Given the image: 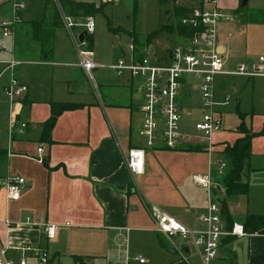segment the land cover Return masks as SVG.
I'll list each match as a JSON object with an SVG mask.
<instances>
[{"label": "crops", "instance_id": "obj_1", "mask_svg": "<svg viewBox=\"0 0 264 264\" xmlns=\"http://www.w3.org/2000/svg\"><path fill=\"white\" fill-rule=\"evenodd\" d=\"M26 1L28 4L24 1V9L28 5V11L21 13L22 22L15 25L10 42L0 43V58L13 55L22 61L17 68V77L28 87L25 97L12 103L0 91V177L13 175L26 179L17 201L8 200L5 192L0 191L3 198L0 243L17 246L30 242L44 246L40 225L50 222L57 225L60 245L64 240L65 248L80 255L98 253L113 264H116L117 257L124 256L126 251L131 252L129 241L131 244L132 236L139 233H152L159 249L166 248L169 253H175L168 241L154 230L155 219L149 211L156 207L189 227H197L207 194L204 188L193 185L192 175L209 171L211 152L183 148L192 139L184 141L175 150L147 146L137 133L140 97L133 81L127 77H115L114 73L108 76L103 67H98L94 73L99 82H94V89L78 65L71 41L66 36H57L63 26L53 32L52 58L42 59L38 43L25 38L26 33L20 35L22 30L18 26L48 18L52 7L50 0ZM76 1L92 2L96 6L104 4L103 7L115 3L114 0ZM228 3L234 9L238 5L237 0H218V5L224 9ZM37 4L41 10L31 12V6ZM12 11V0H0V21L9 19ZM217 43L218 51L228 60L231 51L228 38L217 34ZM131 45L132 42L128 53ZM150 47L156 53L155 47ZM94 60L103 65L95 54ZM193 101L186 113L197 110L196 99ZM51 102L80 104L81 107L62 112L46 140L42 137V130L43 123L50 116ZM22 122L26 124L24 129L20 126ZM231 134L216 133L211 151L212 148L217 150L215 145L232 144L239 137ZM260 137L264 140V136L252 139L247 175L264 171V167L254 163L256 156L264 157V151L254 157L252 152L255 140ZM40 144L44 163L37 159ZM132 147H144V169L136 176L142 181L141 190L145 189V180L151 177L157 160H165L163 165L166 168L157 167V180L151 187V191L157 192L156 200L147 198L148 190H144L145 198L141 197L135 179L127 169L126 154ZM147 148H150L148 155ZM164 169L166 173L158 176V172ZM249 180L251 178L246 180L248 194L244 196L243 211L234 215L233 223L243 224L247 214L264 215V180L261 185ZM189 182L194 186L192 191L185 190ZM153 212L159 215L157 210ZM5 220L11 223L10 227L4 224ZM224 240L215 260H225L224 264L264 262V227L243 237ZM175 260L177 258L166 264Z\"/></svg>", "mask_w": 264, "mask_h": 264}, {"label": "built area", "instance_id": "obj_2", "mask_svg": "<svg viewBox=\"0 0 264 264\" xmlns=\"http://www.w3.org/2000/svg\"><path fill=\"white\" fill-rule=\"evenodd\" d=\"M25 8L22 0H12V16L0 21V31L3 37H13L16 24L22 21L21 13ZM62 23L69 30L71 42L78 58V65L87 79L94 84L93 71L98 67L112 70L118 78L129 79L139 93V127L138 136L149 147H166L175 150L184 141L198 139L208 144L211 150V137L223 131V116L217 108L226 102L215 101V82L219 75H237L246 79L264 77V55L255 61L241 62L233 69H226L223 53L218 51L217 27L220 22L233 21L219 5L218 0H200L191 15L182 20V24L194 29L191 36L180 37L177 46H171L161 56L152 52L149 47L143 49L142 56L137 58L131 45L128 55L119 56L113 63L102 65L94 60L91 43L86 39L95 30L93 16H87L84 24L73 20V17L60 12ZM84 31L77 34L75 27ZM63 26V27H64ZM22 61L13 55L0 58V91L8 102H18L28 91L26 84L17 77V68ZM196 99L199 116L194 122V132L188 127L187 121H182L184 109H188ZM22 129L26 127L20 123ZM38 161L42 162L43 146L37 147ZM211 165V161H210ZM126 166L133 178L142 174L144 169V147H132L126 154ZM219 176L226 173V164H216ZM192 183L206 190V206L198 216V226L189 227L173 216L162 212L159 215L149 211L154 217V230L163 236L171 249L178 253L174 264H209L216 259L222 241L227 237H243L247 235L243 225L233 223L226 228V222L221 214V208L213 197V179L211 168L205 174L192 175ZM26 185V179L21 176L6 175L0 177V191H4L10 201H17L21 189ZM225 192V190H224ZM29 222V218H26ZM7 227L11 223L4 221ZM67 225V223H66ZM44 238V246L23 242L17 246L0 243V264H27L28 260H36L47 264L49 254L46 243L56 236L57 225L43 222L40 225ZM129 229H126V233ZM126 236V235H125ZM124 236V237H125ZM116 264H147V259L140 253L126 251L124 256L117 257Z\"/></svg>", "mask_w": 264, "mask_h": 264}, {"label": "rangeland", "instance_id": "obj_3", "mask_svg": "<svg viewBox=\"0 0 264 264\" xmlns=\"http://www.w3.org/2000/svg\"><path fill=\"white\" fill-rule=\"evenodd\" d=\"M27 3L26 0H22ZM94 1V0H92ZM115 3H111L106 7H103V13L95 14V30L94 33L86 39L91 43L92 50L96 55V59H99L103 65H109L113 63L122 54L128 53V46L131 44V39L126 32L113 33L107 29L106 21L109 20L111 26L114 28H122L125 31L135 30L139 35L143 46L150 47L154 46L156 49V54L161 56L165 53L170 46H177L179 44V38L175 33L160 32L153 39L146 41V37L151 32L155 31L159 26L171 25L174 23L173 7L177 5H187L197 7V0H114ZM230 2V0H229ZM134 3H136V13L133 15L132 10ZM28 4V3H27ZM55 4V0H50L49 5L52 7ZM233 4V3H232ZM239 5V0H237ZM227 8H222L227 14L231 15L233 21H222L217 27V34L219 36L227 37L230 43L231 51L228 52V57L224 56L227 62L226 69H233L240 62L255 61L260 55H264V0H248L247 4L240 10V12H235L234 7L229 6L231 3L227 4ZM237 5V6H238ZM26 9L22 11L25 12ZM41 7L32 5L31 12L38 13ZM28 11V10H27ZM260 13V14H259ZM263 13V14H262ZM66 14V13H65ZM105 15V17L103 16ZM262 14V15H261ZM67 15V14H66ZM84 17H73V20L84 24ZM246 17V19H244ZM259 18V22H252L250 18ZM22 18V17H21ZM22 22V21H21ZM20 22V23H21ZM23 22L18 26L19 30H22L20 35L27 36V39H33L31 30L32 26ZM64 26V23H63ZM75 27L74 31L78 35L84 31L83 26ZM67 37L71 41V35L69 30L64 26L62 29L57 31V36ZM10 38H6L1 35L0 31V43L10 42ZM60 41V39H59ZM72 43V42H71ZM171 44V45H170ZM219 53H221L219 51ZM106 71L109 76L110 73H114L108 68H102ZM115 75V74H114ZM94 82L98 84L99 80L93 71ZM115 77H117L115 75ZM117 79V78H116ZM87 82L89 80L86 77ZM217 83L215 86V101L218 103L226 102L225 105H220L217 108L223 112V131L230 133H235L239 135L238 138L243 137L244 132H252L253 130H260L264 121V77H256L253 80H247L245 77L237 75H219L217 78ZM189 108V107H188ZM187 109L183 111L182 121H187L188 127L194 132V122L199 116V110L193 109L191 113H186ZM221 112V113H222ZM239 113L245 115L243 117V127L239 128L241 124ZM253 129V130H252ZM139 137V136H138ZM215 135L211 137L210 141L215 140ZM258 138L255 140L254 147L252 149L253 157L256 154H260L264 151V140ZM231 140V137H229ZM235 141V140H234ZM231 145L230 143H227ZM233 144V142H232ZM214 146V145H213ZM212 146V147H213ZM217 150L208 151L211 152V172L213 179V197L218 201L221 207V200L225 199L224 187L226 180L223 176H219L216 172V164L219 162H224L226 164V169L230 168V160L224 154L225 143H219L215 145ZM183 148H188L195 151H203L208 148V144L204 141H199L198 139H192L191 142L185 143ZM147 155L150 153L147 148ZM163 159L157 160L154 164V171L150 174L151 177L145 180V191L148 192L147 198L153 197L157 199V192L151 187L156 182V171L159 165L163 168L166 166ZM259 166L264 167V157L256 156L254 163ZM158 172V176L161 173ZM248 167L245 166L242 172L241 181H246L251 178L249 182H255L259 185L262 184L264 180V171L258 172L257 174H248ZM247 175V176H246ZM135 186L138 192L141 193V197L145 198L144 190H141L142 181L139 177H135ZM256 180V181H254ZM187 182V181H186ZM248 182V181H247ZM194 185V184H193ZM190 182L185 185L186 191L194 190ZM198 187V186H196ZM184 188V187H183ZM182 188V190H183ZM156 197V198H155ZM246 197L243 196H231L227 198V211L225 212V218L227 221L233 223V217L239 212L243 211L245 205ZM3 203V198L0 196V206ZM238 205V206H237ZM229 207V209H228ZM226 221V220H225ZM198 226V225H197ZM58 231H56V236L53 240H49L46 244L49 261L47 264H113L110 260L102 257L98 253L97 255H80V253L71 250L68 247H63L64 240H62L60 245V240L57 237ZM66 241V240H65ZM168 243V242H167ZM130 250L133 253H140L147 258L149 264H166L175 258H177L178 253H169L166 248H161L157 246V242L152 233H139L132 236L131 244L129 241ZM169 245V243H168ZM147 248H149L147 250ZM171 248V247H170ZM157 251H160L157 253ZM83 254V253H82ZM225 260H212L209 264H224ZM27 264H42L36 260H28ZM193 264H199L198 261L194 260Z\"/></svg>", "mask_w": 264, "mask_h": 264}, {"label": "trees", "instance_id": "obj_4", "mask_svg": "<svg viewBox=\"0 0 264 264\" xmlns=\"http://www.w3.org/2000/svg\"><path fill=\"white\" fill-rule=\"evenodd\" d=\"M54 1V0H52ZM163 0H160V3ZM198 5L200 4V0H197ZM104 4H99L96 6L92 2H83V1H76V0H55V4L52 6V14L46 18L36 21H30L28 24L31 25L33 28L31 30L33 40L38 43V48L40 51V55L42 59L49 60L52 58L53 54V32L57 27H62V19L60 12L62 11L64 14L66 13L68 16L72 17H84V16H94L97 13H102ZM136 3H134L132 13L135 15L136 13ZM193 6L187 5H177L173 7V16H174V23L171 25L166 26H159L155 31L151 32L145 38L146 41L153 39L156 35L160 32H167V33H175V35L180 37H187L191 36L194 32V29L191 27H187L182 24V20L187 18L193 12ZM243 7L241 6V0H239V5L236 7L235 12H240ZM260 14V13H259ZM263 14V13H262ZM261 14V15H262ZM246 19V17L244 18ZM252 22H259L258 18H250ZM107 29L111 32L118 33V32H126L127 35L131 38L133 52L137 58L142 56V50L146 47L143 46L141 40L139 39V35L133 29L131 31H125L122 28H114L111 26L109 20L106 21ZM81 107L80 104H71V103H50V116L49 118L43 123V130H42V137L46 140L49 139V133L52 127L54 126L57 117L64 111L74 110ZM243 115L239 113V118L241 121L240 127H243ZM243 137L237 138L233 144H225L224 154L230 160V168L226 169L225 173V180L226 184L224 187L225 190V199H222L221 204V214L224 220H226V228H231L232 222L230 223L229 220L225 218V212L227 211V198L231 196H246L248 194V183L247 181H241L242 172L246 167L249 165V159L251 156V142L252 139L258 136H264V121L262 127L257 132H244ZM159 148L162 150H166V147H154ZM177 147L176 149H179ZM189 151H195L188 149ZM45 162V159L42 161ZM243 228L246 233H255L264 227V215H252L247 214L243 220ZM227 239H234V237H227ZM225 241V240H223ZM222 241V243H223ZM174 264V263H172ZM183 264V263H182ZM249 264H264V262H251Z\"/></svg>", "mask_w": 264, "mask_h": 264}, {"label": "water", "instance_id": "obj_5", "mask_svg": "<svg viewBox=\"0 0 264 264\" xmlns=\"http://www.w3.org/2000/svg\"><path fill=\"white\" fill-rule=\"evenodd\" d=\"M248 0H241V6L244 7L247 4ZM153 52V47L149 48V55H151Z\"/></svg>", "mask_w": 264, "mask_h": 264}]
</instances>
